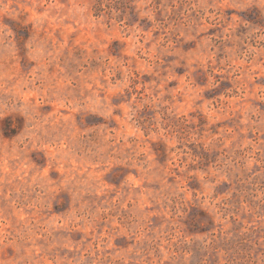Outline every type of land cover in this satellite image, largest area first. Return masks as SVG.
<instances>
[{"label":"rangeland","instance_id":"obj_1","mask_svg":"<svg viewBox=\"0 0 264 264\" xmlns=\"http://www.w3.org/2000/svg\"><path fill=\"white\" fill-rule=\"evenodd\" d=\"M0 264H264V0H0Z\"/></svg>","mask_w":264,"mask_h":264},{"label":"trees","instance_id":"obj_2","mask_svg":"<svg viewBox=\"0 0 264 264\" xmlns=\"http://www.w3.org/2000/svg\"><path fill=\"white\" fill-rule=\"evenodd\" d=\"M125 3L129 2L130 0H123ZM107 6H109L108 4H106ZM126 7V4H123ZM104 6H105V0H97V9L100 12H102L104 10Z\"/></svg>","mask_w":264,"mask_h":264}]
</instances>
